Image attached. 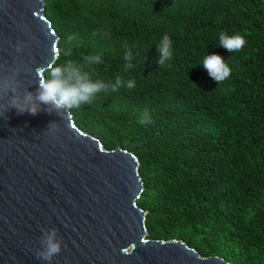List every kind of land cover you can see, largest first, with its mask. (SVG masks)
<instances>
[{
	"label": "trees",
	"instance_id": "obj_1",
	"mask_svg": "<svg viewBox=\"0 0 264 264\" xmlns=\"http://www.w3.org/2000/svg\"><path fill=\"white\" fill-rule=\"evenodd\" d=\"M43 1L58 38L53 65L100 53L95 76L135 81L67 110L105 150L137 159L146 239L180 241L229 264H264V0ZM220 30L240 33L245 45L214 47ZM165 33L173 56L159 65L155 47ZM69 35L79 46L65 55ZM125 44L134 64L127 73ZM206 52L226 59L228 78L216 82L198 65Z\"/></svg>",
	"mask_w": 264,
	"mask_h": 264
},
{
	"label": "water",
	"instance_id": "obj_2",
	"mask_svg": "<svg viewBox=\"0 0 264 264\" xmlns=\"http://www.w3.org/2000/svg\"><path fill=\"white\" fill-rule=\"evenodd\" d=\"M57 40L43 0H0V264H229L146 239L134 155L105 150L67 108L13 106L35 102ZM49 231L60 250L44 261Z\"/></svg>",
	"mask_w": 264,
	"mask_h": 264
},
{
	"label": "clouds",
	"instance_id": "obj_3",
	"mask_svg": "<svg viewBox=\"0 0 264 264\" xmlns=\"http://www.w3.org/2000/svg\"><path fill=\"white\" fill-rule=\"evenodd\" d=\"M93 35H96L93 32ZM245 37L238 32L229 34L226 30H220L217 33L216 45L228 52H237L245 45ZM79 46V37L75 44L72 43V35L66 37L61 51L69 55L73 48ZM126 51L122 59L125 61L123 72L134 67L131 62L133 54L128 45H124ZM157 60L156 63L164 65L170 61L173 56V41L168 34L161 35L156 44ZM100 53L87 54L80 60H68L64 63L52 65L46 72L43 79L38 82V91L35 94V102L29 94L22 102L13 101V106L19 112L27 111L29 114H35L38 110V104L51 105L55 108H70L81 104L90 103L92 98L100 92H118L122 87L132 89L135 87V81L131 78L125 79L122 75L116 74L112 79H101L95 76L94 66L101 64ZM206 69L208 76L214 81H223L229 77L231 69L226 61L216 53L206 52L198 64ZM87 69V70H86ZM38 102V103H37ZM149 120L148 113L141 114L139 123L143 124ZM60 250V242L55 239V233L49 231L44 239V251L40 258L44 261H50L52 256Z\"/></svg>",
	"mask_w": 264,
	"mask_h": 264
}]
</instances>
